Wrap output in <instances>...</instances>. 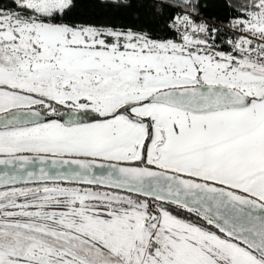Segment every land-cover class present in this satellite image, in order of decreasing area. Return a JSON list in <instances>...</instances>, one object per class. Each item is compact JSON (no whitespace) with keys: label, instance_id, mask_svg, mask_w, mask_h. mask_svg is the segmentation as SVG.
Masks as SVG:
<instances>
[{"label":"snow or ice","instance_id":"6c2138e0","mask_svg":"<svg viewBox=\"0 0 264 264\" xmlns=\"http://www.w3.org/2000/svg\"><path fill=\"white\" fill-rule=\"evenodd\" d=\"M0 264H264V0H0Z\"/></svg>","mask_w":264,"mask_h":264}]
</instances>
